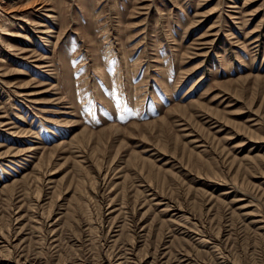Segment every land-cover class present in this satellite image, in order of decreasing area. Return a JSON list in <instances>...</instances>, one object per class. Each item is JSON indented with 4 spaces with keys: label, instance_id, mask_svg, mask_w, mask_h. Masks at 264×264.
I'll use <instances>...</instances> for the list:
<instances>
[{
    "label": "rangeland",
    "instance_id": "374dc122",
    "mask_svg": "<svg viewBox=\"0 0 264 264\" xmlns=\"http://www.w3.org/2000/svg\"><path fill=\"white\" fill-rule=\"evenodd\" d=\"M0 264H264V0H0Z\"/></svg>",
    "mask_w": 264,
    "mask_h": 264
}]
</instances>
